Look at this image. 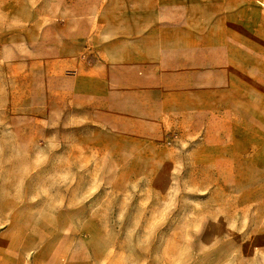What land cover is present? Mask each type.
<instances>
[{"label": "rangeland", "instance_id": "obj_1", "mask_svg": "<svg viewBox=\"0 0 264 264\" xmlns=\"http://www.w3.org/2000/svg\"><path fill=\"white\" fill-rule=\"evenodd\" d=\"M256 4L0 0V264H264Z\"/></svg>", "mask_w": 264, "mask_h": 264}, {"label": "crops", "instance_id": "obj_2", "mask_svg": "<svg viewBox=\"0 0 264 264\" xmlns=\"http://www.w3.org/2000/svg\"><path fill=\"white\" fill-rule=\"evenodd\" d=\"M257 1L259 3L264 2V0H156V4L158 8L163 9V12L159 11L158 15H160V13L164 14L166 10L168 11L169 9H172V21H176V16L180 14V11H178L179 8L187 7L191 9L202 7L211 9L213 7H227L228 11H230V9L232 10L230 11V15L226 18V20L224 19L223 21L240 22L246 21L242 15L243 12H247L252 8L259 6L256 4ZM260 10L264 11V9L261 7ZM262 30H264V28Z\"/></svg>", "mask_w": 264, "mask_h": 264}]
</instances>
